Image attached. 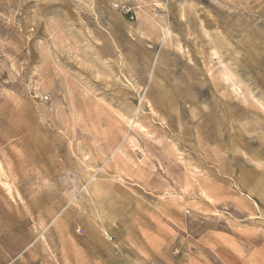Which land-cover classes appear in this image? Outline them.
I'll use <instances>...</instances> for the list:
<instances>
[{
  "label": "rangeland",
  "instance_id": "obj_1",
  "mask_svg": "<svg viewBox=\"0 0 264 264\" xmlns=\"http://www.w3.org/2000/svg\"><path fill=\"white\" fill-rule=\"evenodd\" d=\"M0 264H264V0H0Z\"/></svg>",
  "mask_w": 264,
  "mask_h": 264
},
{
  "label": "built area",
  "instance_id": "obj_2",
  "mask_svg": "<svg viewBox=\"0 0 264 264\" xmlns=\"http://www.w3.org/2000/svg\"><path fill=\"white\" fill-rule=\"evenodd\" d=\"M121 9H123L124 13H129V10L125 7H121Z\"/></svg>",
  "mask_w": 264,
  "mask_h": 264
}]
</instances>
